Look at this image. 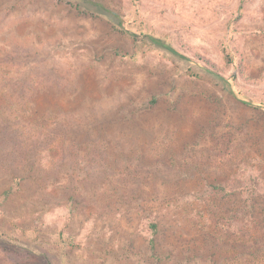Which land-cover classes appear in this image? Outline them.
I'll return each instance as SVG.
<instances>
[{"label":"rangeland","instance_id":"obj_1","mask_svg":"<svg viewBox=\"0 0 264 264\" xmlns=\"http://www.w3.org/2000/svg\"><path fill=\"white\" fill-rule=\"evenodd\" d=\"M0 264H264V0H0Z\"/></svg>","mask_w":264,"mask_h":264},{"label":"trees","instance_id":"obj_2","mask_svg":"<svg viewBox=\"0 0 264 264\" xmlns=\"http://www.w3.org/2000/svg\"><path fill=\"white\" fill-rule=\"evenodd\" d=\"M148 41L153 44L154 46L160 47L161 49L165 50L168 52L170 55H172L174 58L181 60L186 63H193V60L190 58H187L186 56L181 55L174 49H172L169 45L164 44L160 42L159 40L152 38V37H147ZM226 58L228 63H233L231 53L226 51ZM202 74L206 77L211 78L218 84H220L224 90L236 101L240 102L243 105L246 106H252V107H257L260 108L262 107L260 104H255L252 100L246 98L243 96L241 93H239L235 88L233 84V77L226 78L222 75H220L218 72L213 70L209 66L201 65L199 66Z\"/></svg>","mask_w":264,"mask_h":264}]
</instances>
